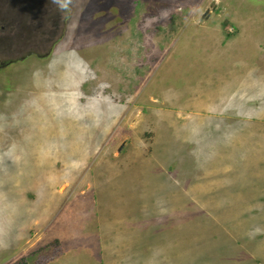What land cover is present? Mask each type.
Listing matches in <instances>:
<instances>
[{"label": "rangeland", "instance_id": "1", "mask_svg": "<svg viewBox=\"0 0 264 264\" xmlns=\"http://www.w3.org/2000/svg\"><path fill=\"white\" fill-rule=\"evenodd\" d=\"M0 264H264V0H0Z\"/></svg>", "mask_w": 264, "mask_h": 264}, {"label": "flooded vegetation", "instance_id": "2", "mask_svg": "<svg viewBox=\"0 0 264 264\" xmlns=\"http://www.w3.org/2000/svg\"><path fill=\"white\" fill-rule=\"evenodd\" d=\"M21 13H22V15H23V11H21ZM22 15H20V16H21V18H23V16H22ZM24 21H25L24 19H23V20H22V19L20 20V26H23V22H24Z\"/></svg>", "mask_w": 264, "mask_h": 264}]
</instances>
